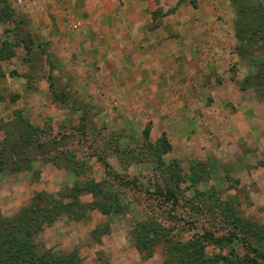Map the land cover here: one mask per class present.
Listing matches in <instances>:
<instances>
[{"label":"rangeland","instance_id":"rangeland-1","mask_svg":"<svg viewBox=\"0 0 264 264\" xmlns=\"http://www.w3.org/2000/svg\"><path fill=\"white\" fill-rule=\"evenodd\" d=\"M26 2L0 0V148L17 112L37 134L27 148L28 164L21 160V171L0 174V216L13 217L37 193L60 197L76 183L97 186L98 197L91 192L78 195L79 219L61 214L36 239L39 247L56 256H72L75 264H169L161 246L150 256L136 248L137 222L152 216L187 241L201 235L204 217L198 212L216 199L231 197L239 221L264 225V90L243 88L249 60L230 62L223 71L228 83L221 93L209 98L211 92L206 91L204 100L195 103L199 113L186 116L179 130L172 131L164 124L167 115L128 113L103 83L81 79L75 64L85 59L57 56ZM248 106H257L253 131L233 115ZM234 135L237 145H223L234 141ZM192 177L199 182L194 184ZM167 185L179 197V211L157 207L156 194ZM201 193H207L203 200ZM97 200L121 210L104 214L91 209ZM244 227L233 235L241 242L250 237L241 234ZM219 252L230 259L244 254L236 242L221 250L207 248L208 254Z\"/></svg>","mask_w":264,"mask_h":264},{"label":"crops","instance_id":"crops-1","mask_svg":"<svg viewBox=\"0 0 264 264\" xmlns=\"http://www.w3.org/2000/svg\"><path fill=\"white\" fill-rule=\"evenodd\" d=\"M26 3L29 14L39 17L45 29L42 32L57 56L85 59V63L77 60L75 64L81 79L103 83L128 113H149L156 118L167 115L164 124L172 131L179 130L186 116L199 113L195 103L204 100L206 91L211 92L209 98L221 93V86L228 83L225 67L238 60L231 30V0ZM203 77L208 82L204 83ZM254 114L257 106L233 115L253 131L258 125ZM233 129L235 134L236 127ZM235 135L234 141L226 140L223 145H237Z\"/></svg>","mask_w":264,"mask_h":264},{"label":"trees","instance_id":"trees-1","mask_svg":"<svg viewBox=\"0 0 264 264\" xmlns=\"http://www.w3.org/2000/svg\"><path fill=\"white\" fill-rule=\"evenodd\" d=\"M231 7L235 14L236 54L242 60H249L250 74L244 79L243 88L254 86L264 90V0H231ZM16 114L12 121L13 130L7 134V140L5 139L0 148V174L6 170L13 173L21 171L18 164L21 160L28 164L27 148H32L33 137L37 134L33 125L19 112ZM144 134L147 136L148 131H144ZM165 148H168V145L164 143ZM197 167L199 172H202L203 164L199 163ZM192 180L194 184L199 182L194 177ZM178 184L176 182L175 186ZM84 192H91L95 197L100 193L92 183H76L63 196L52 197L43 192L37 193L29 205L13 217L0 216V264H75L72 256H56L39 247L36 239L38 234L53 225L61 214H67L69 217L73 215L75 219H79L82 215L78 216L81 206L78 205L77 197ZM206 194H199L202 200ZM156 196L159 198L158 209L170 207L169 211H179V197L169 185L164 192L160 190ZM64 199L69 201L65 203ZM232 203L231 197L223 202L216 199L213 205L199 211V216L202 214L204 217L201 220L202 233L187 241L178 239L174 229L154 217H145L137 222L133 231L135 246L140 251H148L149 256L154 252L153 248L161 246L165 263L169 264H264V225L239 221V215ZM93 208L100 209L104 214L121 210V207L117 209L100 200L95 201L91 209ZM241 225L245 226L241 234L247 232L246 234L250 235L241 239L243 242L233 237ZM235 242L244 250V254L235 256V259H230L221 252L207 253L209 246L221 250Z\"/></svg>","mask_w":264,"mask_h":264},{"label":"built area","instance_id":"built-area-1","mask_svg":"<svg viewBox=\"0 0 264 264\" xmlns=\"http://www.w3.org/2000/svg\"><path fill=\"white\" fill-rule=\"evenodd\" d=\"M19 3H22L23 2V0H17Z\"/></svg>","mask_w":264,"mask_h":264}]
</instances>
